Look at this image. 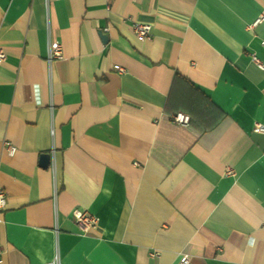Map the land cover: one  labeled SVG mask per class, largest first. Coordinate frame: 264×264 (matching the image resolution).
Returning <instances> with one entry per match:
<instances>
[{
	"label": "crops",
	"instance_id": "obj_1",
	"mask_svg": "<svg viewBox=\"0 0 264 264\" xmlns=\"http://www.w3.org/2000/svg\"><path fill=\"white\" fill-rule=\"evenodd\" d=\"M263 40L264 0H0V264H264Z\"/></svg>",
	"mask_w": 264,
	"mask_h": 264
},
{
	"label": "built area",
	"instance_id": "obj_2",
	"mask_svg": "<svg viewBox=\"0 0 264 264\" xmlns=\"http://www.w3.org/2000/svg\"><path fill=\"white\" fill-rule=\"evenodd\" d=\"M46 1L48 4L49 0H46ZM262 18H263V16L258 18L254 22L253 25H255V24H257V22L261 21ZM47 27L49 29V27H50L49 22L47 24ZM133 28H134V32H135V34L139 40L149 39L152 35V26L150 24L141 23V22H134ZM262 44L264 46V40L262 41ZM63 56H64V54H63L62 44L58 41L50 40L48 43L47 57H46L48 64L51 66V64L54 61L62 59ZM5 58H6V53L3 50V48L0 47V62L4 61ZM251 59L260 68L264 69V63L258 56H256L255 54H251ZM117 70L120 73H124L126 71V69L122 66H117ZM172 119L174 122H176L178 124H182V125H187L190 122V116L184 112H177L176 114H173ZM254 130L257 132L264 133V125L260 124V123H256ZM8 150H9V153L11 155H14L16 152V147L12 144H9ZM52 166L54 168V166H55L54 162L52 163ZM227 171L230 174L234 173V171L231 168H229ZM5 202H6L5 194H4V192H2L0 190V206H4ZM73 215H74L75 221L77 222V224L79 225V227L81 229L82 234L89 233L98 224V217L96 215L88 212V211L75 209L73 212ZM1 253H2V248L0 247V255H1ZM158 254H159V252H153L152 253L153 256H156ZM46 264H62L59 246H56L53 258L50 261H48ZM180 264H191L190 255L187 253H183L181 256V259H180Z\"/></svg>",
	"mask_w": 264,
	"mask_h": 264
},
{
	"label": "water",
	"instance_id": "obj_3",
	"mask_svg": "<svg viewBox=\"0 0 264 264\" xmlns=\"http://www.w3.org/2000/svg\"><path fill=\"white\" fill-rule=\"evenodd\" d=\"M106 37V35H104ZM51 156L50 154L44 153L41 155V165L44 167H48L50 165Z\"/></svg>",
	"mask_w": 264,
	"mask_h": 264
}]
</instances>
